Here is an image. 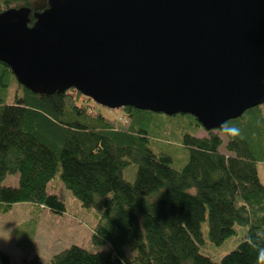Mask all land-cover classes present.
<instances>
[{"label": "trees", "instance_id": "obj_1", "mask_svg": "<svg viewBox=\"0 0 264 264\" xmlns=\"http://www.w3.org/2000/svg\"><path fill=\"white\" fill-rule=\"evenodd\" d=\"M33 1L0 0V13L31 9ZM81 98L74 89L34 94L0 63V211L30 203L64 213V203L46 189L56 175L81 206H92L95 197L101 200L92 243L108 248L91 253L72 245L54 254L50 264H256L251 241L264 246V183L257 172V164H264V117L259 106L225 123L239 135H230L227 127L218 130L226 137L222 153L217 134L196 137L203 128L193 116L183 115L194 121L189 133L183 126H168L167 119L159 121L164 114L125 107L120 109L127 127L120 129L89 111ZM168 129L181 137L187 151L180 170L171 167L168 155H155L148 146L156 132ZM130 165L136 166L132 183L123 178ZM11 174H18V185L2 186ZM204 221L215 246L235 235L236 226L243 227L242 241L218 262L200 252ZM0 264H13L2 250Z\"/></svg>", "mask_w": 264, "mask_h": 264}, {"label": "water", "instance_id": "obj_2", "mask_svg": "<svg viewBox=\"0 0 264 264\" xmlns=\"http://www.w3.org/2000/svg\"><path fill=\"white\" fill-rule=\"evenodd\" d=\"M0 63L34 94L190 115L206 132L264 103V0H46L0 13Z\"/></svg>", "mask_w": 264, "mask_h": 264}, {"label": "rangeland", "instance_id": "obj_3", "mask_svg": "<svg viewBox=\"0 0 264 264\" xmlns=\"http://www.w3.org/2000/svg\"><path fill=\"white\" fill-rule=\"evenodd\" d=\"M46 6V0H35L31 4V10H42ZM80 103L93 113H101L115 128L125 129L127 121L121 109L111 110L95 104L92 100L81 98ZM264 117V103L259 106ZM158 120L167 119V125L183 126L185 131L192 132L194 121L183 115L161 116ZM205 130L196 133V137H207ZM222 139V146L219 151L225 153L224 145L226 137L218 130L212 131ZM149 143V149L155 154L168 155L171 160V167L180 170L187 162V151L182 146L181 137L175 136L167 131H158ZM136 166L130 165L123 171L125 181H134ZM258 177L264 183V164H257ZM2 186L16 187L18 185V174L7 175L1 183ZM47 192L55 194L64 203L65 212L55 214L47 209L30 203H19L12 205L7 211H0V250L6 253L13 264H50L51 258L72 245L95 253L106 250L107 245L95 246L92 243V230L101 215V200L95 197L92 206L85 208L78 200L63 186L56 175L48 184ZM236 234L226 239L222 244L212 245L208 238V226L206 221L201 224L203 242L200 252L209 256L213 261L218 262L221 257L233 251L242 241L243 227H235ZM124 251L132 256L128 248Z\"/></svg>", "mask_w": 264, "mask_h": 264}, {"label": "clouds", "instance_id": "obj_4", "mask_svg": "<svg viewBox=\"0 0 264 264\" xmlns=\"http://www.w3.org/2000/svg\"><path fill=\"white\" fill-rule=\"evenodd\" d=\"M221 127L223 129H225L227 127L226 124L221 125ZM228 128V127H227ZM228 133L230 135L236 136L239 135V129L236 128H228ZM252 246L256 249L257 251V260H256V264H264V246H262L261 244H259L257 241L252 240L251 241Z\"/></svg>", "mask_w": 264, "mask_h": 264}]
</instances>
